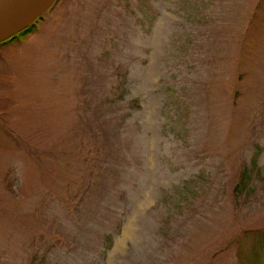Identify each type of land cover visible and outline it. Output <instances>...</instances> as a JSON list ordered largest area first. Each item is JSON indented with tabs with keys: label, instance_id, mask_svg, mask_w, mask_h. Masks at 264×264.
<instances>
[{
	"label": "rangeland",
	"instance_id": "obj_1",
	"mask_svg": "<svg viewBox=\"0 0 264 264\" xmlns=\"http://www.w3.org/2000/svg\"><path fill=\"white\" fill-rule=\"evenodd\" d=\"M36 25L0 48V264H264V0Z\"/></svg>",
	"mask_w": 264,
	"mask_h": 264
},
{
	"label": "water",
	"instance_id": "obj_2",
	"mask_svg": "<svg viewBox=\"0 0 264 264\" xmlns=\"http://www.w3.org/2000/svg\"><path fill=\"white\" fill-rule=\"evenodd\" d=\"M55 0H0V42L38 20Z\"/></svg>",
	"mask_w": 264,
	"mask_h": 264
},
{
	"label": "trees",
	"instance_id": "obj_3",
	"mask_svg": "<svg viewBox=\"0 0 264 264\" xmlns=\"http://www.w3.org/2000/svg\"><path fill=\"white\" fill-rule=\"evenodd\" d=\"M41 19V17H40ZM38 20H36L34 23H32L29 27H27L26 29L20 31L19 33L9 37L8 39H6L5 41H2L0 42V48L2 47H6V46H9L19 40H24L26 39L27 36L31 35V34H34L36 32V29H37V25H36V22H38ZM248 174H247V171H245L241 177V183L239 185H237L236 187V191H237V194H242V192L246 191L247 189V180H248Z\"/></svg>",
	"mask_w": 264,
	"mask_h": 264
},
{
	"label": "bare ground",
	"instance_id": "obj_4",
	"mask_svg": "<svg viewBox=\"0 0 264 264\" xmlns=\"http://www.w3.org/2000/svg\"><path fill=\"white\" fill-rule=\"evenodd\" d=\"M127 233V232H126Z\"/></svg>",
	"mask_w": 264,
	"mask_h": 264
}]
</instances>
